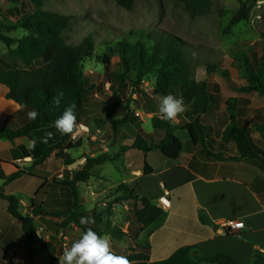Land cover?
<instances>
[{
  "label": "trees",
  "instance_id": "1",
  "mask_svg": "<svg viewBox=\"0 0 264 264\" xmlns=\"http://www.w3.org/2000/svg\"><path fill=\"white\" fill-rule=\"evenodd\" d=\"M6 1L14 5L7 13L15 20L9 22L5 19L0 22V43L8 48L17 45L8 54L11 60L19 63V66L0 67V85L8 89L6 95L8 100L15 102L24 111L37 110L39 116L36 120H31L27 125L15 130L6 126L1 127L0 140L5 139L10 142L18 138L31 140V134L34 132L50 126L54 127V121L62 114L64 108L71 104L76 105L75 112L79 122L88 101L91 108L101 107L103 110L102 123L110 126L112 139H116L120 129L134 127L133 130L129 128L133 139L131 146H121L116 153L87 157L79 170L71 174L66 173L61 182L56 180L51 182L49 187L69 190L73 200L71 207L61 212H51L44 203L35 205L32 200L34 217L61 218L62 228L73 224L82 232L86 227L80 224V217H91L95 221L92 229L99 235L103 236L108 230L113 239L121 240L125 234L119 228L112 227L108 218L111 217L114 205L127 204L129 215L143 228L150 227L162 216L163 211L148 198L139 196L133 184L118 185L115 190L117 197L106 210L98 212L94 209L87 213L78 211L77 186L91 179L94 167L112 163L118 159L119 153L128 150L144 154L158 151L167 159L177 160L182 150L181 140L174 134L178 129L188 133L192 145L205 148V139L210 136L212 129L202 124L201 118L215 109L218 103L210 93V85L206 80H198L196 73L199 67H204L207 75L217 73L228 81L227 72L218 68L216 64L201 61L190 47L174 36L145 31L131 38L121 39L107 49L108 53L96 58L103 67L105 81L111 85V98L115 97V100L106 103L93 96L88 98L87 96L94 89L100 97H105L102 86L100 87L99 74L92 73L90 77H86L84 73L85 63L94 56L93 37L86 36L79 44L72 46L67 43L65 33L70 31L75 17L44 10L43 0H30L34 7L31 12L17 9L20 0ZM115 2L121 9L131 11L137 0H115ZM173 2L191 19L209 15L213 6L212 0H173ZM247 19L248 1L242 3L233 14L225 31ZM18 30L25 31L27 35L17 39L8 36L9 33ZM113 57L118 59L115 65L111 63ZM113 66L117 68L114 81L111 72ZM232 66L245 78V85L236 89L238 94L255 93L264 97V37L255 48L250 47L247 51L235 52ZM150 74L155 75V81L149 91L144 92L141 90L142 82ZM128 91H130L129 96L123 103L121 100ZM58 93H63V99L61 104L56 106L52 103V98ZM134 94L139 97L133 99ZM167 94L183 98L186 106L184 115L190 120L189 123L179 119L181 116L178 117V124L162 118L158 106L160 98ZM141 98L146 100L143 105L145 114H154L150 119L152 133L143 132L139 124L140 119L134 116L135 104ZM238 103L239 99L236 98L225 102L228 121L222 125L221 141L224 144H231L239 159L249 162L258 161L264 165V124L256 126L254 123L251 129L258 132L259 140L253 139L249 129L242 125L243 119L238 118L241 117ZM69 137L70 135L60 134L57 143L49 147L38 160H33V163L39 166L52 150L57 149L60 152ZM121 138L128 139L127 136ZM215 158L222 160L221 156ZM151 173L150 167L145 164L142 177ZM22 175L42 179L37 173L28 174L18 169L7 177L0 174V179L8 185ZM42 181L46 182L45 179ZM0 202L4 207L3 214H0V254L7 262L9 264L13 262L18 250H23L25 258L31 261L35 256V247H40L46 252L49 264H58L54 248L37 236L33 219L20 212L17 198L13 195H5L0 189ZM14 222L19 226V234L12 227ZM125 256L133 262L145 263L149 260V250L130 247ZM194 258L199 262L210 264H238L224 254H216L207 259H200L195 255ZM252 264H264V255L255 253Z\"/></svg>",
  "mask_w": 264,
  "mask_h": 264
},
{
  "label": "crops",
  "instance_id": "2",
  "mask_svg": "<svg viewBox=\"0 0 264 264\" xmlns=\"http://www.w3.org/2000/svg\"><path fill=\"white\" fill-rule=\"evenodd\" d=\"M2 66L0 65V67ZM207 83L210 85L208 81ZM7 93L8 89L0 85V128L6 126L15 130L27 125L31 120L27 118L28 111L22 110L19 105L6 98ZM104 95V98L100 97L97 90L94 89L87 97L93 96L106 103H112L115 100V97L111 98L112 92L109 94L104 92ZM137 97L136 95L132 98L137 99ZM121 101L124 103V99ZM222 106L225 107V102ZM224 107L220 106L219 101L215 109L201 118V123L212 129L210 136L205 139V148L200 145H192L190 140L188 141L185 137L183 142L181 141L182 150L177 160L167 159L158 151L144 154L128 150L119 153L118 159L109 163L114 166L119 179L113 185L108 176L100 178L99 182L103 191H107L111 185L114 188L120 184H133L135 192L139 196L148 198L159 208H161L159 199L164 196V192L167 193L165 199L168 203V207L161 208L162 216L147 228H143L129 215L127 204H122L126 222L123 226L112 223V227L119 228L125 236L121 240H115L110 235L108 236L117 254L126 255L130 247L148 248L149 260L145 263L133 262V264H210L199 262L195 260L194 256L207 259L216 254L227 255L238 264H252L255 253L264 255V165L256 161L249 162L239 159L235 148L231 144H224L221 141L222 125L228 121ZM141 108L142 111L140 108L135 109L148 117L146 121L139 123L140 128L143 132L152 133L151 124L150 129L146 128V124L150 123L154 114H145L144 108L142 106ZM99 109L101 110V107ZM84 110L79 122L82 119H89L90 129L94 127L96 134H111L107 124L96 123L93 126L91 121L97 114V110L90 107L89 101L86 102ZM179 119L187 123L190 122L184 113ZM178 123L177 119L175 124ZM129 128L134 129L131 126L118 131L119 134L115 139L117 147L113 149L104 147L102 152L116 153L121 146H131L133 139ZM47 131L53 132L54 138L44 144V148H41L42 150L36 154L27 149L26 144L30 141L27 138H18L11 142L5 139L0 140V174L9 176L17 168L28 167L31 160L26 158L32 159L35 158V155L41 156L49 147L55 145L60 133L58 134L52 126L38 130L43 134ZM34 136L35 133L31 134V140L35 139ZM123 136H127L128 139L122 140ZM90 140H95L94 136L90 137ZM112 140L114 141V139ZM231 149H233L230 155L232 159L227 156V151L229 152ZM63 153L67 154L64 146ZM215 156H221L222 160ZM145 164L150 167L152 173L142 177ZM43 167L49 168L52 175L58 174L64 169L67 170L64 163L56 162L55 152L50 154ZM100 167L104 168V165ZM25 179L28 178L23 176L16 182ZM14 182L7 186L1 184L0 189L5 195L15 196L21 204L23 202L11 190ZM50 184H47L44 191L45 197L40 198L39 204L44 203L49 211L64 210L70 207L73 204L71 194L60 187H49ZM161 185L164 190L161 189ZM89 192L93 194V191H87V200L90 198ZM78 196L79 206H81L82 198L79 194ZM3 208V204L0 202V214H3ZM113 210H115L114 207H112L111 213ZM227 221H240L244 227L234 235L226 234L221 226ZM68 228H73L71 231L74 234L72 244L81 236L82 231L73 224H70ZM17 232L19 234V229ZM39 248H35V256L31 261L28 259L24 261L28 264H39L37 261ZM43 254L45 262H48L44 250ZM20 256H24L23 250L17 251L16 258L11 264H17ZM0 264H9L2 254H0Z\"/></svg>",
  "mask_w": 264,
  "mask_h": 264
},
{
  "label": "rangeland",
  "instance_id": "3",
  "mask_svg": "<svg viewBox=\"0 0 264 264\" xmlns=\"http://www.w3.org/2000/svg\"><path fill=\"white\" fill-rule=\"evenodd\" d=\"M20 1L21 3L17 6L18 10L23 9L26 12H31L34 9L30 0ZM246 1H248L247 21H243L229 31H225L233 14L239 9L240 5ZM212 3V11L209 15L194 19H191L181 7L175 5L173 0H137L131 11H126L118 7L115 0H43L42 6L46 11L63 16L75 17V21L70 31L65 33L68 44L75 46L79 44L84 37H93L95 44L94 56L85 63L84 73L86 77H90L92 73L99 74V83L100 87L102 86L103 92L104 83L106 81L104 79L103 67L96 58L103 53H108L107 49L110 46H113L123 38H131L134 35L145 31L153 32L158 35L163 33L169 34L178 38L190 47L194 55L199 56L201 61L216 64L218 68L227 72L228 81L224 80L217 73L207 75L204 67H199L196 75L198 80H206L210 83V92L216 96L213 98L217 103L220 101L221 107H224L222 105L226 101L235 98L239 99L238 106L241 111V117L238 118L243 119L242 125L249 129L253 139L259 140L258 132L253 131L251 128L254 127V123H256V126L264 124V97L255 93L238 94L236 92V89L245 85V78L243 74L237 72L233 68L232 59L235 52L240 50L247 51L250 47L255 48L261 41L262 37H264V0H212ZM13 7L14 5L6 0H0V22L5 21V19H8L9 22L15 20V18H10L7 13ZM26 35L27 33L23 30L14 31L8 34L9 37L14 39ZM16 46L17 45H13L8 48L3 43H0V65H3L4 68L19 66V63L15 60H11L8 54L9 51L16 48ZM117 62L118 59L113 57L111 63L115 65ZM116 71L117 68L113 66L111 68V72L114 76L113 81L116 77ZM154 79V74L145 77L142 82L141 90L148 92L151 85L154 83ZM110 92H112V90H110ZM129 92L130 91H128L123 97L124 102L127 100ZM137 96L139 97V95ZM144 102H146L145 98H141L137 101L135 104L136 109L140 108L142 111L141 106L143 107ZM95 111L97 114L91 121L93 126L96 123L103 122L101 116L103 110L98 108L95 109ZM144 121H146V118L140 120L139 123ZM79 123L87 126L89 131L88 134L77 144H69L66 142L63 146L66 148L67 154L63 153V146L60 149V152L57 149L51 151V153L55 152L56 162L64 163L67 170L64 169L62 172L52 175L49 168L43 167L44 162L48 159L51 153L39 166H36L33 163V160H38L41 156L35 155V158H32L29 162L30 165L28 167L23 166L21 169H17L28 174L35 175V173H37L42 179L22 175L21 177L24 176L28 179L17 182L15 181L11 186V190H13L16 196L23 202L20 204L17 199L20 212L33 219L37 235L43 239L45 243L54 248L56 257L61 256L63 250L66 248L63 245L65 241L60 234L62 233L66 238V243L68 247H70L74 236V234H72L73 232L71 233L73 228L70 229L68 226L62 228L61 224L63 220L61 218L50 216L34 217L31 201L33 200L35 205H38L40 198L45 197L44 191L47 188V184L51 183L53 180L59 182L63 181V176L66 173L71 174L72 172L79 170L81 165L83 166L85 158H93L103 154L102 151L104 147H107L108 149L117 147V141L112 140L111 134L100 135L96 134L94 127H91L90 129L89 119H82ZM146 128H151L149 122H147ZM34 133V138L38 141L36 148L33 151V153L36 154L44 148V144L39 143V138L43 137L44 134L38 131ZM174 134L182 142L185 137H187L188 141L190 140L188 133L183 130L178 129ZM93 136L95 140H90V137ZM211 149L213 150V148ZM232 152L233 149L229 152L227 151V156H229V158H231L230 155ZM107 153L111 152L109 151ZM47 171L50 172L47 173ZM92 175L93 176L87 183L79 184L77 186V193L81 196V203H83L79 206L78 211L91 212L96 209L99 212L106 210L108 205L112 204L117 197L115 192L116 187H111L116 183V180L119 179V175L117 174V171H115L114 166L106 164L104 165V168L94 167ZM2 176L7 177L4 175ZM105 176H108L113 183V185L109 184L111 186H109L110 188L107 191L101 189V183L99 182L100 178ZM47 178L49 179L47 180ZM43 179H45L46 182L43 183ZM42 183L43 186L40 188ZM1 184L7 186L0 179V185ZM89 190L93 191V194H90L89 192L90 198L87 200L86 193ZM67 191L69 192V190ZM113 207L115 210L111 213V217L108 218V221L111 223V226L112 223L117 226H123L126 222L123 205H115ZM64 210L54 209L50 211L61 212ZM85 226L91 227L92 224ZM13 227L18 231L19 226L15 222L13 223ZM105 235L109 236L108 230L105 232ZM37 256L39 264H48L47 261L45 262V255L40 248ZM25 259V256H20L17 260V264H28L24 261Z\"/></svg>",
  "mask_w": 264,
  "mask_h": 264
},
{
  "label": "clouds",
  "instance_id": "4",
  "mask_svg": "<svg viewBox=\"0 0 264 264\" xmlns=\"http://www.w3.org/2000/svg\"><path fill=\"white\" fill-rule=\"evenodd\" d=\"M63 93H58L52 98V103L56 106L61 104ZM76 105L71 104L64 108L62 114L54 121V128L61 135L77 136L83 124H78L75 112ZM158 111L165 121L175 123L185 111L186 106L183 98L176 97L172 94L164 95L160 98ZM39 112L35 109L27 112L29 120H36ZM51 131L45 132L43 137L39 138V143L47 144L49 140L54 138ZM37 140H30L26 147L29 151H34ZM29 161L31 158H26ZM163 199V198H161ZM95 221L91 217H80L81 225H90ZM58 264H133L127 256L117 254L112 246L111 240L107 235L101 236L91 227H87L82 232L79 239L74 241L70 247L63 250L61 256L57 257Z\"/></svg>",
  "mask_w": 264,
  "mask_h": 264
},
{
  "label": "built area",
  "instance_id": "5",
  "mask_svg": "<svg viewBox=\"0 0 264 264\" xmlns=\"http://www.w3.org/2000/svg\"><path fill=\"white\" fill-rule=\"evenodd\" d=\"M110 83L105 82L104 83V92L105 93H109L110 92ZM136 95L134 94L132 97H135ZM134 116L136 118H139L140 120H143L144 118H147V115L142 114L140 111L134 109ZM78 124H81L78 122ZM85 126V125H84ZM88 128L85 126L84 129H81L79 134L75 137L70 136L68 139V143L70 144H77L80 140H82V138H84L87 134H88ZM162 190L163 186H160ZM167 196V193L164 192V196L162 197L163 199H159V203L161 208H165L168 207V203L166 202L165 197ZM222 229L223 231L226 232V234H231L234 235L236 233H238L241 229H243L244 224L240 221H227L225 223L222 224ZM38 236V235H37ZM60 236H62L63 240L65 241V243L63 244L64 247H68L67 243H66V238L62 235V233L60 234ZM39 237V236H38ZM44 241V240H43Z\"/></svg>",
  "mask_w": 264,
  "mask_h": 264
}]
</instances>
